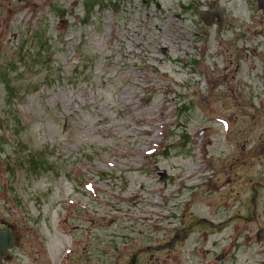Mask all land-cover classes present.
I'll use <instances>...</instances> for the list:
<instances>
[{
  "label": "rangeland",
  "instance_id": "1",
  "mask_svg": "<svg viewBox=\"0 0 264 264\" xmlns=\"http://www.w3.org/2000/svg\"><path fill=\"white\" fill-rule=\"evenodd\" d=\"M204 6L0 0V228L15 257H54L90 228L86 256L101 258L93 241L131 225L145 259L264 264V39L240 17L217 36Z\"/></svg>",
  "mask_w": 264,
  "mask_h": 264
},
{
  "label": "flooded vegetation",
  "instance_id": "2",
  "mask_svg": "<svg viewBox=\"0 0 264 264\" xmlns=\"http://www.w3.org/2000/svg\"><path fill=\"white\" fill-rule=\"evenodd\" d=\"M222 1L227 6L222 5ZM199 2L203 3L205 6L198 8L196 11L198 23L200 22L203 27H213L217 36L221 35V31L230 20H238L240 17L239 29L242 32H245L247 35L258 33L259 36H261L260 38L264 39V0H197V3ZM181 6L184 5L181 4ZM202 31L205 32V28H202ZM261 42L264 44V40H261L260 44ZM254 55L256 54L254 53ZM261 61L264 65V54H261ZM254 193H256V191ZM254 193L251 197L253 203L256 200ZM68 220L69 216L64 215L61 222L62 224H66ZM3 222L5 226H2V228H6L11 232L14 241L11 243L10 247L7 248L4 257L0 259V264H167L164 257L155 256L152 258L150 256L148 259H145L139 256L141 251L151 250L153 247L151 243L143 244V241L136 243L133 234H129V229L132 227L131 225L125 227L127 231L124 232L123 238H126L124 240L118 241L117 239H113L110 241H93L95 250L101 258L86 256L84 245L91 233L90 228L84 230L82 235L84 237L83 241L71 242L70 240H65V243L68 241V245L64 244L54 257L42 259L34 256V252L30 250V248H34L33 244L28 245L27 251L21 252V254L24 253L23 256L25 257H15L14 254H16V252L14 248L17 246L18 241L10 224L7 221ZM80 242L81 247L78 249L77 247ZM162 243L159 242L156 244V247L161 248V246H163ZM166 249L169 248H163L164 251ZM102 256L107 257L103 258ZM223 257L224 253L219 252L216 255V260H220Z\"/></svg>",
  "mask_w": 264,
  "mask_h": 264
},
{
  "label": "water",
  "instance_id": "3",
  "mask_svg": "<svg viewBox=\"0 0 264 264\" xmlns=\"http://www.w3.org/2000/svg\"><path fill=\"white\" fill-rule=\"evenodd\" d=\"M13 241L12 236L6 229H0V257L5 254L7 247L10 245V243ZM173 241L168 243V245H171Z\"/></svg>",
  "mask_w": 264,
  "mask_h": 264
}]
</instances>
